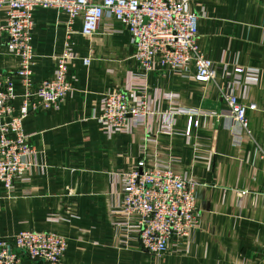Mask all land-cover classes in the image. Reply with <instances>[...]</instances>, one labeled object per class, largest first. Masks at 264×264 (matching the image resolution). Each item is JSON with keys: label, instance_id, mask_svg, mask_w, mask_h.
<instances>
[{"label": "crops", "instance_id": "1", "mask_svg": "<svg viewBox=\"0 0 264 264\" xmlns=\"http://www.w3.org/2000/svg\"><path fill=\"white\" fill-rule=\"evenodd\" d=\"M189 7L199 15L201 52L216 63L257 71V81L219 70L203 83L160 65L144 74L126 28L113 17L102 19L112 31L85 36L81 17L68 26L64 12L34 9L32 88L53 77L68 42L79 58L69 65L70 90L58 106L30 107L22 120L34 149L32 165L15 197L0 189V238L13 241L25 229L55 232L67 241L58 264H264V0H192ZM5 40L2 35L0 75L18 87L12 103L17 115L24 92L16 73L20 58ZM87 57L88 65L81 60ZM229 87L241 102L256 105L239 134L230 130V117L210 114L226 107L220 89ZM116 89L132 90L135 99L146 96L152 113L110 135L96 117L103 94ZM175 107L199 113L191 134H183L186 115L166 114ZM165 121L172 132L162 127ZM141 157L146 167L169 164L196 183L200 220L181 252L155 256L127 242L112 224L122 173ZM20 257L21 264H47Z\"/></svg>", "mask_w": 264, "mask_h": 264}, {"label": "built area", "instance_id": "2", "mask_svg": "<svg viewBox=\"0 0 264 264\" xmlns=\"http://www.w3.org/2000/svg\"><path fill=\"white\" fill-rule=\"evenodd\" d=\"M192 0H0V37L6 36L7 50L20 58L17 75L23 87L18 114H13L12 103L18 97V87L0 75V189L8 197H15L18 185L28 181L24 172L30 169L34 149L29 136L24 134L22 120L29 108L58 106L70 90L66 80L68 67L79 58L68 42L61 54L53 77L44 79L32 88L33 69L31 33L33 11L37 7L55 8L67 16V25L81 17V34L90 36L99 28L113 30L105 16L119 21L127 30L133 47V58L144 74L157 65L199 82L213 81L217 72L226 77L257 81V74L240 65L216 63L206 57L197 43L199 15L192 11ZM88 65L90 58H81ZM226 107L221 116L231 118L230 130L239 134L248 126L247 112L254 103H243L231 87L220 89ZM132 90H109L101 100V128L107 134L127 132L131 126L143 123L152 111L147 108L144 95L135 99ZM166 114L184 113L187 116L184 135L198 126L197 113L179 109ZM215 115V112H211ZM97 119V120H98ZM165 120V119H164ZM163 128L172 132L166 121ZM144 152L142 151L141 154ZM195 182L184 173L174 171L169 164L146 167L145 158L122 173L121 199L111 208L112 224L126 241L138 242L140 248L155 256L168 251L181 252L191 234L198 227L200 212L195 205ZM243 194V191L240 192ZM126 246V245H125ZM67 247L66 239L51 231L25 229L13 236V241L0 238V264H21L20 253L47 264H58Z\"/></svg>", "mask_w": 264, "mask_h": 264}, {"label": "rangeland", "instance_id": "3", "mask_svg": "<svg viewBox=\"0 0 264 264\" xmlns=\"http://www.w3.org/2000/svg\"><path fill=\"white\" fill-rule=\"evenodd\" d=\"M68 69H69V67H68ZM67 77H68V75L66 76V80L68 81V79H67ZM69 83V82H68ZM195 113H197V112H195ZM177 114H183V115H186V114H184V113H177ZM199 113H197L196 115H198ZM211 114V113H210ZM219 114V111H217V112H215V115H217V116H221V115H218ZM211 115H214V114H211ZM98 119V118H97ZM98 121L100 122V120L98 119ZM18 187H19V185H18ZM17 187V188H18Z\"/></svg>", "mask_w": 264, "mask_h": 264}]
</instances>
